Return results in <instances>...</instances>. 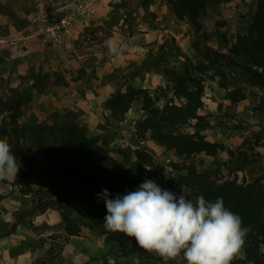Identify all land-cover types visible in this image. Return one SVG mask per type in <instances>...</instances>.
<instances>
[{"label":"rangeland","instance_id":"374dc122","mask_svg":"<svg viewBox=\"0 0 264 264\" xmlns=\"http://www.w3.org/2000/svg\"><path fill=\"white\" fill-rule=\"evenodd\" d=\"M98 2L84 0L82 10L62 11L65 17L76 20L55 26L64 30L56 35L48 33V27L55 25L54 18H60L61 11L53 12L51 5L41 6L33 24L43 31L28 44L18 39L1 49L0 98L20 103V126L33 133L39 127L77 124L109 150V159L101 163L106 169H136L139 164L133 152L137 149L149 152L157 168L171 170L172 163H200L201 169H214L218 162L213 158H179L148 134L139 137L135 125L146 115L141 99L134 101L123 118H115L108 106L113 95L127 92L129 86L145 90L157 100L155 107L160 110L168 103L181 105L183 101L171 91L172 73L184 71L189 60L197 68L191 73L204 86L199 111L203 138L222 143L234 152L241 150L250 158L248 166L237 169L236 161L223 153L218 161H227L229 166L222 172L239 183L264 178V91L246 87L236 68L220 70L215 66L216 69L199 71L201 67L214 66L202 55L208 48L227 53L252 22L257 1L210 4L199 18L200 30L177 19L169 0H103L99 9ZM8 7L0 6V12H8ZM14 19L13 24L23 28L24 20L19 23ZM10 25L0 24V36L11 32ZM109 39L121 47L120 58L107 54L105 42ZM234 88L246 93V100L236 105L228 97ZM7 116L4 114L0 120H7ZM196 122L192 120L180 132L193 133ZM37 165L39 168L32 174L20 165L15 180L0 182V253L6 255V264H105L100 251L85 252L87 247L76 239L45 236L42 232L45 227L54 230L63 221L58 210L43 206L50 200V190L56 189L46 164L40 159ZM29 188L44 193L24 194ZM184 194L195 201L189 193ZM67 198L79 207L76 200ZM66 248L76 254L75 258L62 259ZM154 257L153 264H164L157 254ZM123 264L136 262L132 257ZM168 264L187 262L177 258Z\"/></svg>","mask_w":264,"mask_h":264},{"label":"trees","instance_id":"16d2710c","mask_svg":"<svg viewBox=\"0 0 264 264\" xmlns=\"http://www.w3.org/2000/svg\"><path fill=\"white\" fill-rule=\"evenodd\" d=\"M231 0H169L175 17L186 21L191 27L201 29L199 18L210 4H228ZM257 9L252 22L246 30L236 37L235 43L227 53H220L208 48L203 55L214 66H204L199 71L227 68L238 69L243 77V84L248 88L264 91V0H256ZM197 69L189 60L182 72L172 73L171 91L181 105L168 103L164 110L155 107L153 99L145 90L129 86L127 92L113 95L108 106L115 118H123L135 100H142L145 117L136 122L139 137L149 138L159 146L174 151L177 157L191 159L194 156H205L217 160L214 169H201L200 163H172L171 170L157 168L153 156L143 150L133 152L138 162L136 169H106L102 162L109 159V150L97 139L87 135L85 128L77 124H66L51 127H39L30 133L27 127L18 123L20 103L15 100L0 98V138L7 137L17 161L29 173H34L39 160L49 170L50 181L54 189L50 190L49 202L43 204L52 207L61 214L66 234L78 236L82 228L96 230L110 242L115 243L123 255H136L141 258L155 260V253L140 248L134 237L123 233L111 232L104 228V218L108 214L105 202L98 197L107 189L111 198L117 194L125 195L135 191L145 180L155 181L162 189L169 190L179 196L189 193L195 199L203 196L207 201H215L222 197L225 207L241 216L244 226L252 231L246 239L243 258L232 264H264V178L241 183L222 172L229 166L227 161H218L226 153L235 160L237 169H243L250 162L245 152L227 148L222 143L205 140L201 134L204 125L200 123L199 111L203 107L204 86L197 80L191 70ZM232 105L246 100V93L234 88L228 93ZM261 97L259 96V99ZM196 120L193 133L180 132V129ZM150 169V170H149ZM167 170L168 177L165 176ZM178 172L177 175L174 174ZM26 172V173H27ZM32 188L24 194H32ZM35 194H43L37 190ZM76 200L79 207L72 205L69 198ZM44 210V208H41ZM181 258L183 261V254Z\"/></svg>","mask_w":264,"mask_h":264},{"label":"clouds","instance_id":"9594fccd","mask_svg":"<svg viewBox=\"0 0 264 264\" xmlns=\"http://www.w3.org/2000/svg\"><path fill=\"white\" fill-rule=\"evenodd\" d=\"M105 47L109 56L121 57L122 49L115 40H107ZM11 149L7 137L0 138V182L15 180L20 171L21 164ZM97 195L107 208L104 228L134 237L140 248L157 254L164 264L181 254L187 264H232L243 258L252 231L243 225L240 215L225 207L222 197L213 202L198 196L193 201L186 199L184 188L177 196L153 180H145L135 191L117 194L115 199L107 189Z\"/></svg>","mask_w":264,"mask_h":264},{"label":"crops","instance_id":"0c3cea01","mask_svg":"<svg viewBox=\"0 0 264 264\" xmlns=\"http://www.w3.org/2000/svg\"><path fill=\"white\" fill-rule=\"evenodd\" d=\"M83 1L84 0H0V6L2 7L12 6V9L8 7L7 9L8 12H0V24L9 25L11 23L10 26L12 28L9 34L6 33L0 36V51L1 49H4L6 45L10 46V43H14L12 42L13 40L18 41L19 39L18 42H21L23 44H28V42L32 39V37L36 35V33L43 31V29L37 30L33 24V21L35 20L34 19L35 14H37L36 12L41 9V6L51 5L54 6L53 7L54 9H52L53 12L61 11L62 16L60 18L58 15H56L55 18L53 17L55 19L54 21L55 25H53V27L52 26L48 27V31H49L48 33H50L51 35H56L59 32H64V30L55 28V26L59 25L64 19H66V21L68 22L69 21L73 22L76 20L73 17L72 18H70L69 16L65 17L67 15L65 14L63 15L62 11L67 12L72 8H76L77 10H80L79 6L84 5ZM97 1H100L98 2L99 4L98 9H99L100 6L102 5L103 0H97ZM41 12L43 13V10ZM12 16L13 19L15 18L14 20L17 21L19 20V23L20 22L23 23L24 20L23 28H18L15 24H13ZM80 25L81 24H79L78 26ZM13 35H15V37ZM48 228L49 227H45L42 231L45 234V236L56 234L70 241L76 239V241L80 242L81 245L83 246L85 245V247H87L84 248L85 252H92L93 250L100 251L102 255V260L105 261V264L127 263L129 259H131L132 257H134L136 264L154 263V261L151 259L141 258L136 255H128V256L122 255L121 251L119 250L118 246L115 243L108 241L104 235L100 234L96 230L82 228L81 233L78 236L69 237L66 234L63 222L57 225V227H55L54 230ZM34 252L38 253L39 251H34ZM74 255L76 254L70 248H66L62 253V259L63 260L65 259L67 261L68 258L72 259ZM83 255L86 256L85 254ZM0 256H1L0 264H6L7 263L6 255L0 253ZM21 257H25V255ZM31 264L33 263L31 262Z\"/></svg>","mask_w":264,"mask_h":264},{"label":"built area","instance_id":"2783aa9c","mask_svg":"<svg viewBox=\"0 0 264 264\" xmlns=\"http://www.w3.org/2000/svg\"><path fill=\"white\" fill-rule=\"evenodd\" d=\"M83 7H84V6H83V5H81V6H79V9H80V10H82V9H83ZM65 21H66V19H64V20H63V22H65ZM66 23H67V22H66Z\"/></svg>","mask_w":264,"mask_h":264}]
</instances>
